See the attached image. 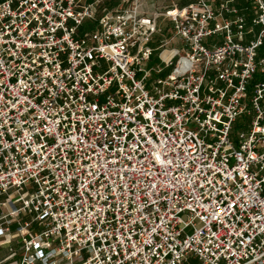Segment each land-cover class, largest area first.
<instances>
[{
    "label": "built area",
    "instance_id": "2783aa9c",
    "mask_svg": "<svg viewBox=\"0 0 264 264\" xmlns=\"http://www.w3.org/2000/svg\"><path fill=\"white\" fill-rule=\"evenodd\" d=\"M105 1L0 2V264H264V0Z\"/></svg>",
    "mask_w": 264,
    "mask_h": 264
},
{
    "label": "crops",
    "instance_id": "0c3cea01",
    "mask_svg": "<svg viewBox=\"0 0 264 264\" xmlns=\"http://www.w3.org/2000/svg\"><path fill=\"white\" fill-rule=\"evenodd\" d=\"M6 0H0V2H3ZM96 0H94L95 2ZM173 1V2H172ZM194 0H144L143 1V10L148 13H163L168 8L172 6L174 3L176 6L180 7V5H188L190 2ZM229 2L231 0H219L217 5L224 2ZM91 2V0H87V3L91 4L94 3ZM232 7L238 9L245 15L251 19L254 16V5L252 0H235V3L232 4ZM159 24L162 28H169L170 24H168L163 19L159 20ZM251 38V37H250ZM9 255V246L5 245L4 247L0 248V260L3 258H6ZM12 264H15L12 262Z\"/></svg>",
    "mask_w": 264,
    "mask_h": 264
},
{
    "label": "rangeland",
    "instance_id": "374dc122",
    "mask_svg": "<svg viewBox=\"0 0 264 264\" xmlns=\"http://www.w3.org/2000/svg\"><path fill=\"white\" fill-rule=\"evenodd\" d=\"M110 3H111V7L113 8V7H117V6H128L129 4H130V2L128 3V2H123V0H110L109 1ZM157 41H159V37H157ZM157 55L158 54H156L155 55V57H154V59H153V61H152V63L150 64V67H152V66H156V64L158 63V59H157ZM170 71H171V69H167V70H165L164 71V73L160 76V77H165V76H167L169 73H170ZM154 77L156 78V77H158V75H156V74H154ZM188 264H198L197 263V261L196 260H193V259H191L190 260V262L188 263Z\"/></svg>",
    "mask_w": 264,
    "mask_h": 264
},
{
    "label": "trees",
    "instance_id": "16d2710c",
    "mask_svg": "<svg viewBox=\"0 0 264 264\" xmlns=\"http://www.w3.org/2000/svg\"><path fill=\"white\" fill-rule=\"evenodd\" d=\"M110 0H107V1H105V4L109 7V8H112L111 7V3L109 2ZM91 2H94V0H91ZM185 6H187V5H185ZM184 5H180V7H185ZM260 56H264V47H262L261 48V50H260ZM260 79V77H257L256 79H255V82L257 81V80H259ZM243 118H241V119H239L238 121H237V123L235 124V129H238V128H240V127H242L243 125Z\"/></svg>",
    "mask_w": 264,
    "mask_h": 264
}]
</instances>
